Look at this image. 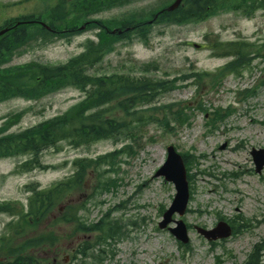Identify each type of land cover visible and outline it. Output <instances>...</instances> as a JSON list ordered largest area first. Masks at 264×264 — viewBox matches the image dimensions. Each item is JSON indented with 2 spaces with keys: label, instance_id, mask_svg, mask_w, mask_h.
<instances>
[{
  "label": "rangeland",
  "instance_id": "obj_1",
  "mask_svg": "<svg viewBox=\"0 0 264 264\" xmlns=\"http://www.w3.org/2000/svg\"><path fill=\"white\" fill-rule=\"evenodd\" d=\"M158 4L159 0H138L92 18H119L129 11L149 10ZM42 8L41 0H0V24L12 18L38 15ZM206 36L209 37L208 41ZM215 37L222 41L246 40L258 46L264 45V10L258 11L251 19L229 13L200 24L154 26L147 45L136 37L122 40L101 64L89 72L94 75L115 72L138 74L145 64L153 63L158 70L151 73L158 78H174L190 72L212 74L229 61L212 58L206 45ZM87 39H95L94 31L83 32L70 42L56 40L44 48L31 43L9 65L29 62L62 64L78 55ZM259 54L264 56V47ZM263 69L264 57H261L254 60L252 70L246 71L241 79L230 76L213 89L206 85L208 83L193 84L188 80L185 82L187 87L161 96L162 104L189 103L193 108L190 112L191 125L181 128L173 125L166 134L155 125L146 126L139 145L130 139L100 141L84 148H73L62 143L59 151L48 150L41 156L42 164L54 166L56 170H35L17 175L12 174L14 168L27 160L26 157L0 160V202L20 201L25 204L29 195L24 190L27 184L37 183L41 188L48 187L73 173L72 162L76 158H95L121 149L126 143L132 146L134 155L122 153L116 160L120 161L116 164L118 167H104L107 173L100 176L101 181L106 177L117 180L116 185L99 194V190L94 192L92 189V185L98 184V179L94 177L86 186L85 194H92L88 220L94 223L118 220L122 231L127 234L118 243L110 242V246L100 247L104 257L100 264H218L215 260L217 256H222L221 264H242L253 245L264 239V170L257 175L250 156L252 148L264 149V87L257 89L255 96L243 103L237 101L236 92L261 83ZM82 97L77 90L65 89L38 101L12 99L3 102L0 104V126L9 116L22 113L23 117L11 126L10 131L23 130L65 112ZM199 105L207 109L208 114L213 109L224 110L229 106L235 112L209 131L204 113L198 110ZM150 137L154 138V142L149 141ZM169 145L179 154L192 152L197 158V165L192 167L193 194L188 204L189 212L180 218L190 227L187 231L189 242L186 246L190 248L187 253L178 248L176 240L166 229L160 230L157 226L161 221V209L169 207L175 194L172 184L154 177L156 170L165 162L166 147ZM81 200L85 201L86 196ZM134 205L140 206L135 214L131 212ZM238 214L249 219L251 227L237 237L218 242L216 246H211L195 230V227H214L218 215L234 220ZM173 218L179 219L178 216ZM10 220L7 215H0V233ZM135 220L139 224L137 229L129 224ZM170 226L174 227L175 224L171 223ZM65 240L62 244L70 243L67 238ZM73 242L69 245L73 246L71 250L75 247Z\"/></svg>",
  "mask_w": 264,
  "mask_h": 264
},
{
  "label": "trees",
  "instance_id": "obj_2",
  "mask_svg": "<svg viewBox=\"0 0 264 264\" xmlns=\"http://www.w3.org/2000/svg\"><path fill=\"white\" fill-rule=\"evenodd\" d=\"M132 0H41L42 11L38 15L11 19L3 23L9 27L19 20H41L51 29L74 28L89 22L88 29H100L96 34L97 41L87 40L83 52L72 57L60 66L29 63L20 66H6L13 56L20 52L22 45L37 43L45 47L54 41L53 33L36 25L20 26L12 34L0 39V103L12 98L39 100L46 95L61 89L72 87L84 94L83 99L68 111L52 119L41 122L18 133L7 134L12 125L22 116L19 113L8 118L0 126V159L28 156L20 164L17 172H31L35 169L46 170L40 163L41 154L51 148L57 149L62 141H68L75 147L90 145L103 139H131L135 144L140 141V133L148 125H156L164 130L171 123L178 126L188 125L189 116L185 104H162L160 97L171 93L181 86L180 77L171 80L153 77L150 66H143L139 73L121 72L96 77L88 74V69L99 64L106 55L114 50L121 36L109 35L101 27L110 29L132 28L141 30L140 40L147 43L149 26L145 18L151 11L129 12L122 19L92 20V15L122 7ZM135 1V0H134ZM164 6V5H162ZM260 5L240 4L238 0H185L183 6L170 13H161L159 23L186 25L198 24L219 13L233 11L251 17ZM68 37V35H61ZM214 57H231V61L219 67L213 74L192 72L188 78L203 77L211 87H217L228 75L241 76L244 70H251L253 60L261 57L260 47L247 41L221 42L214 39L208 42ZM157 69V67H154ZM264 85V82L262 83ZM255 89L239 93L242 99L254 94ZM233 110L214 111L211 126L222 122ZM126 148V147H125ZM130 148V147H127ZM124 151L109 153L96 159H79L73 162L75 172L72 176L52 184L49 188L39 189L38 185L28 186L30 193L26 209L18 202L0 204V213L16 217L15 222L7 225L0 234V264H41L32 251L52 248L61 238L54 230L41 229L50 214L56 212L58 205L65 203L72 194L77 198L67 205L48 227L66 226L71 236L94 234L92 241L78 243L72 260L77 264H95L101 259L93 252L99 243L108 239H119L120 230L117 223H89L80 216L86 210V202H80L85 191L86 182L92 180L102 167H112L118 154ZM94 189L101 191L107 188L108 182L100 180ZM240 219H243L240 217ZM241 228V227H240ZM264 240L255 244L244 264H264ZM93 259L87 262V259ZM95 260V261H94Z\"/></svg>",
  "mask_w": 264,
  "mask_h": 264
},
{
  "label": "water",
  "instance_id": "obj_3",
  "mask_svg": "<svg viewBox=\"0 0 264 264\" xmlns=\"http://www.w3.org/2000/svg\"><path fill=\"white\" fill-rule=\"evenodd\" d=\"M182 0H175V2L167 8V11H172L176 9ZM6 30L0 31V36H2ZM168 158L165 164L157 171L156 177L163 176L166 181L172 182L176 189V195L172 202L169 210L163 215V221L159 224L161 229L165 228L171 221V216L174 213H178L182 216L185 212L186 205L188 202V187L185 178V171L181 161V158L175 154L172 147L168 148ZM254 163L256 165V171L260 172L264 165V151H252ZM171 234H173L178 240L183 243H187V236L185 226L182 222L177 223V228L170 229ZM198 232L203 235L207 240H217L230 236V228L223 222L218 223L216 228L211 231H204L198 229Z\"/></svg>",
  "mask_w": 264,
  "mask_h": 264
}]
</instances>
